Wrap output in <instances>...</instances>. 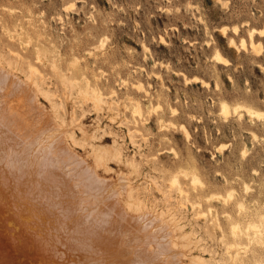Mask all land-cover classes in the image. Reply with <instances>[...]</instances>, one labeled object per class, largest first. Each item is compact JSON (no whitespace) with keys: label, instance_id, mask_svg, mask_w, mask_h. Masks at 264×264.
I'll return each mask as SVG.
<instances>
[{"label":"rangeland","instance_id":"374dc122","mask_svg":"<svg viewBox=\"0 0 264 264\" xmlns=\"http://www.w3.org/2000/svg\"><path fill=\"white\" fill-rule=\"evenodd\" d=\"M0 65L100 177H125V213L174 226L183 264L264 260L263 244L229 245L247 242L232 221L264 213V116L244 107L264 114V0H0ZM3 243L0 264H24Z\"/></svg>","mask_w":264,"mask_h":264},{"label":"bare ground","instance_id":"6f19581e","mask_svg":"<svg viewBox=\"0 0 264 264\" xmlns=\"http://www.w3.org/2000/svg\"><path fill=\"white\" fill-rule=\"evenodd\" d=\"M252 34L251 45L258 49L260 44L252 41ZM212 55L220 59L218 51ZM64 83L70 89L71 83ZM219 106L223 114L230 107L223 101ZM240 106L235 104L232 108ZM244 107L249 115L264 116L262 111ZM136 109L133 113L138 111L139 115L140 107ZM67 128L40 104L29 78L22 79L0 65V212L7 225H12L11 230L0 229L5 241L2 246L23 256L24 264H183L185 252L174 245V226L171 228L157 216L153 217L155 220H145L144 214L125 213L122 201L127 193H121L128 189L125 177H100L98 165L68 144ZM97 155L96 163L100 160ZM192 175L189 182L200 185V178ZM175 177L172 185H178ZM242 185L247 186L244 182ZM231 190L225 193L228 199ZM229 230L233 236L242 235L247 240L243 244L230 243L234 253L248 250L252 243L264 245V213L243 223L232 221ZM194 262H202V258L192 259ZM239 264H264V260H241Z\"/></svg>","mask_w":264,"mask_h":264}]
</instances>
